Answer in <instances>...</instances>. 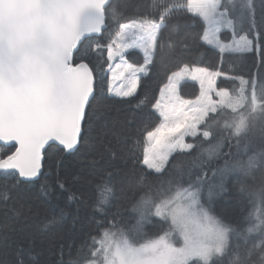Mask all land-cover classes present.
Listing matches in <instances>:
<instances>
[{"label":"snow or ice","instance_id":"6c2138e0","mask_svg":"<svg viewBox=\"0 0 264 264\" xmlns=\"http://www.w3.org/2000/svg\"><path fill=\"white\" fill-rule=\"evenodd\" d=\"M128 8L127 0H0V142L15 145L11 154L0 157V177L4 178L0 199L7 200L10 190L41 174L49 149L67 155L83 150L88 156L97 151L92 133L101 140L109 129L117 139L127 136L112 124L104 106L109 95L132 97L137 92L138 74H146L155 62L158 46L163 47L158 45L161 31L169 22L186 14L198 17L203 30L193 39L221 54L253 51L249 34L257 45L264 39V0H147L131 16ZM109 22L118 31L102 44L98 37ZM238 27L245 34L232 44L220 41L223 30L236 35ZM186 40L187 36L180 41L185 51L189 50ZM168 47L175 50L176 42L170 41ZM105 49L109 61L117 56L123 60L129 49L143 53L142 66L125 64L130 79L114 93L111 85L106 92L98 83L93 66V55ZM221 75L185 64L168 77L160 96L163 99L167 93L172 103L162 106L157 100L152 106L162 122L146 131L150 147L144 149L146 171L138 181L143 187L151 176L155 191L149 184L132 205L133 222L122 224L117 207L107 226L98 228V235L89 233L80 245L61 243L56 264H264V187L249 190L252 208L238 222L226 204L218 206L215 200L230 195L228 173H248L257 160V154L247 161L234 159L229 137H241L250 121L264 117V79L240 78L239 88L230 93L216 87ZM185 78L199 84L194 100L177 94ZM213 93L218 99H213ZM142 106L144 100L138 102ZM218 109L234 115L230 122L217 124V130L209 115ZM185 137L199 139L186 143ZM104 151L112 152V141L104 143ZM178 153L191 157L187 172L175 159ZM103 154L98 152L101 158ZM258 155L264 157V150ZM221 161L222 166L211 167ZM62 163L56 160L57 167ZM58 186L64 188L63 183ZM47 188L42 185L45 194ZM245 190L243 186L239 189L241 193ZM95 192L92 215L106 218L117 198L112 173L101 177ZM75 198V194L69 196ZM15 215H23V206ZM61 220L49 218L44 230ZM104 222L97 221L98 225ZM149 226L156 229L151 235L145 231ZM13 264H26L21 252ZM28 264H40L38 256Z\"/></svg>","mask_w":264,"mask_h":264},{"label":"trees","instance_id":"16d2710c","mask_svg":"<svg viewBox=\"0 0 264 264\" xmlns=\"http://www.w3.org/2000/svg\"><path fill=\"white\" fill-rule=\"evenodd\" d=\"M185 3L186 0H180ZM128 14L131 16L136 7L146 4L147 0H127ZM203 25L198 17L186 14L178 20L169 22L161 31L155 62L149 66V71L139 81L137 92L132 97L108 96L105 109L112 124L125 133L126 137L119 139L112 136L111 129L103 140L97 138L94 132L91 134L92 143L97 151L85 156L83 150L73 155H67L49 149L45 153L43 172L39 179L20 184L8 193V199H0V264H13L18 251L28 264L31 257L38 256L40 264H56L57 253L61 243L67 245L74 242L80 245L88 239V234L98 235V228L107 226V219L118 207L121 212V223H131L134 216L131 212L132 205L150 184L155 191L157 185L151 176L148 177L142 187L138 181L141 174L146 171L142 166L144 147H147L146 131L154 129L161 123L158 112L153 105L159 98L160 92L168 82V77L179 71L185 64L197 67H207L211 71H220L221 77L217 79L216 87L224 88L235 93L240 86V78L247 80L259 76L264 79V39L259 45L253 39L254 49L251 52L223 53L213 47L203 45L199 39ZM118 31L116 24L109 22L106 30L98 37L102 44L108 43L109 35ZM246 31V29H245ZM238 35L245 34L241 30ZM187 36L189 50H182V41ZM221 39L228 43L232 39L229 31L221 34ZM176 42L175 50L168 47L169 42ZM94 43V42H93ZM129 63L142 66L143 54L137 50H129L125 53ZM110 61L107 59V51L93 55V66L98 77V83L103 84L105 91L109 87L108 68ZM197 84L184 82L180 86V93L186 99H195L199 95ZM140 100L145 101V106L138 107ZM233 113L228 109H220L217 113H211L209 120L217 129V124L222 126L224 122L231 121ZM214 118V119H213ZM218 130V129H217ZM225 136L228 132L224 131ZM191 139V143L198 142ZM126 140V142H125ZM239 140V144L237 141ZM112 141V152L104 151V143ZM232 144L231 152L234 159L247 161L248 157L257 154V160L248 173L234 172L226 184L230 195L215 197L217 205H227L230 208L234 222H238L251 210L249 190H259L264 187V157L258 154L264 150V117L250 121L249 130L241 137H229ZM12 152L15 147L4 148ZM128 149H132L131 152ZM2 150V146H0ZM199 149L192 153L196 155ZM228 151V149H225ZM103 152V158L98 155ZM8 153V154H10ZM6 157L7 154H3ZM62 159L63 163L57 167L56 160ZM175 159L187 172L191 163V157L176 154ZM215 162L212 168L222 166ZM196 169L193 170L195 173ZM113 174V183L116 187L117 198L113 207L109 210L108 217H93L92 205L96 196L95 186L102 176ZM0 177V183L3 182ZM212 179L209 171V180ZM12 181L9 180V184ZM63 183L61 189L58 184ZM48 185L47 194L42 191V185ZM246 190L241 193L240 187ZM75 194L76 198L70 200L69 196ZM23 206V215L17 217L15 211ZM62 217L59 224L44 230V225L51 217ZM104 219V223L98 225L97 221ZM74 226V227H73ZM56 237L55 243L52 242ZM34 242L30 245L29 241ZM76 254L75 247L73 255ZM67 248H65V260L67 261Z\"/></svg>","mask_w":264,"mask_h":264},{"label":"rangeland","instance_id":"374dc122","mask_svg":"<svg viewBox=\"0 0 264 264\" xmlns=\"http://www.w3.org/2000/svg\"><path fill=\"white\" fill-rule=\"evenodd\" d=\"M238 30H240L239 29V27L237 28V31ZM226 31H229L231 34H232V32H231V30H229V29H225V30H223L221 33H223V32H226ZM220 33V34H221ZM243 35V34H242ZM239 36L240 35H238L237 33H236V35H233L232 34V39H231V41L229 42V43H227V44H232V42L234 41V40H237L238 38H239ZM219 39H220V41L222 42V43H224V41L221 39V37H220V35H219ZM253 49H254V42H253ZM138 51H140L139 49H137ZM141 52V51H140ZM249 52H251V51H249ZM142 53V52H141ZM225 53H238V54H242V53H245V52H234V51H228V52H225ZM143 54V53H142ZM118 58H120L119 56H117ZM121 59V58H120ZM122 60H120L119 62H121ZM118 61L114 64V66H116L114 69H112V72L111 71H109V73H110V76H109V85H111V87H112V89H113V93L115 92V91H119L120 89H121V87L122 86H126L127 84H128V80L130 79V70L129 69H126V67H125V64H129L126 60H123L121 63H119ZM119 63V64H118ZM123 74V75H122ZM147 74V73H146ZM139 75V77H141L142 75H145L144 73H140V74H138ZM184 82H194L195 84H197L198 85V87H199V84H198V82H195V81H192L191 79H189V78H185L184 80H182L181 81V83L179 84V86H178V89H177V94L182 98V99H186V98H184V97H182V95H181V93H180V86L184 83ZM240 82V81H239ZM138 86H139V83H138ZM164 88V87H163ZM162 88V89H163ZM137 89H138V87H137ZM161 93V92H160ZM111 96H116V95H114V94H112ZM212 96H213V99L214 100H216V99H218L216 96H215V94L213 93L212 94ZM117 97H120V96H117ZM158 100H160L161 101V104H162V106H170L171 105V103H172V101H170L169 100V97H168V95H167V93H165V96L163 97V99H161V96L159 95V98H158ZM188 100H194V99H188ZM218 110H220V109H218ZM211 114V113H210ZM161 122H162V119H161ZM191 139H194V138H192V137H185V142L186 143H191L190 142V140ZM147 147H150V145H149V143H148V146ZM146 147H144V149H145ZM152 153L150 152V155H151ZM234 172H240V171H234ZM234 172H230V173H228V175H227V177H226V181L229 179V177L232 175V174H234ZM217 182H219V178L217 177ZM145 231L146 232H148L149 233V235H151V234H153L155 231H156V229L154 228V227H152V226H149V227H147L146 229H145Z\"/></svg>","mask_w":264,"mask_h":264},{"label":"water","instance_id":"95a60500","mask_svg":"<svg viewBox=\"0 0 264 264\" xmlns=\"http://www.w3.org/2000/svg\"><path fill=\"white\" fill-rule=\"evenodd\" d=\"M0 144H1V145H4V144H2V142H0ZM11 145H14V142H13V143H10V144H8V145H5V146H11ZM42 171H43V161H42L41 174H42ZM41 174H40L37 178H35L34 180H37V179L41 176ZM34 180H33V181H34Z\"/></svg>","mask_w":264,"mask_h":264},{"label":"flooded vegetation","instance_id":"af4514ba","mask_svg":"<svg viewBox=\"0 0 264 264\" xmlns=\"http://www.w3.org/2000/svg\"><path fill=\"white\" fill-rule=\"evenodd\" d=\"M3 153L6 154V151H3L2 154H3Z\"/></svg>","mask_w":264,"mask_h":264}]
</instances>
